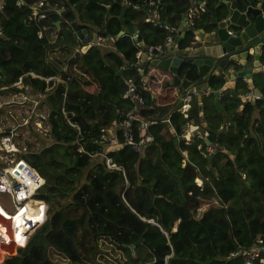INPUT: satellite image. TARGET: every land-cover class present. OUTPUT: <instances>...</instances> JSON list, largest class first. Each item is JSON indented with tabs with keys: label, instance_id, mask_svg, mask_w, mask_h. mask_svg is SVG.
<instances>
[{
	"label": "trees",
	"instance_id": "obj_1",
	"mask_svg": "<svg viewBox=\"0 0 264 264\" xmlns=\"http://www.w3.org/2000/svg\"><path fill=\"white\" fill-rule=\"evenodd\" d=\"M32 1L0 4V82H11L30 69L68 76L65 109L85 135L109 125L119 109L135 108L150 122L153 142L141 153L128 145L109 151L124 176L90 160L76 151L61 123V90L55 88L50 104L54 142L31 157L43 179L34 195L45 202V217L0 264H92L102 258L105 264H143L152 260V254L135 242L139 235L164 258V264H242L241 253L229 252L238 245L248 247L264 234V72L252 77L262 94L253 103L240 102L237 94L248 87L238 78L233 88L218 96L220 110L211 92L202 94L200 101L191 93L183 115L176 108V86L170 83L168 70L161 73L162 68L153 66L159 71L155 80H141L152 65L137 60L136 52L145 48L131 35L150 46L162 44L168 34L144 20L142 10L123 6L119 0H46L55 9L35 21L28 17ZM198 1L160 0L159 19L178 27L190 5L191 24L185 30L190 39L193 29L207 28L211 18L225 14L224 0H203V10ZM72 20L77 29H86V40L77 37ZM92 32L100 37L97 43L75 55ZM259 60L264 64V44ZM178 74L195 78L193 67L185 63ZM127 78L143 97L142 105L122 95ZM209 84L219 87L221 81L212 77ZM201 121L206 141L215 143L209 158L204 141L181 137L186 122L199 126ZM137 123L133 121V126ZM155 150L159 162L176 175L183 201L174 196L170 176L153 163ZM195 176L205 180L202 188L194 184ZM169 193L173 199L166 197ZM197 206L200 212L195 215ZM14 219L18 215L11 225Z\"/></svg>",
	"mask_w": 264,
	"mask_h": 264
},
{
	"label": "built area",
	"instance_id": "obj_2",
	"mask_svg": "<svg viewBox=\"0 0 264 264\" xmlns=\"http://www.w3.org/2000/svg\"><path fill=\"white\" fill-rule=\"evenodd\" d=\"M123 6H130L144 12V20L164 28L168 34L162 44L150 45L145 48L146 57L159 54L163 48L177 35V27L168 25L159 19L158 6L160 0H119ZM2 0H0L1 4ZM15 4L24 0H14ZM192 2V1H191ZM194 2V0H193ZM200 10L204 8V1H198ZM28 17L38 21L47 16L48 11L55 9L46 0H33L29 3ZM191 6L186 11L184 25L191 24ZM44 27V26H42ZM230 32L231 30L228 29ZM2 27L0 25V35ZM41 34V29L37 30ZM132 37H136L133 33ZM194 39L197 35L194 33ZM98 39L100 37H97ZM102 39V38H101ZM140 51L136 52L137 60ZM2 75L0 73V79ZM68 76L60 73L41 74L34 70L20 73L11 82H0V193L9 198L13 212L9 215L14 219L12 239L17 246L25 243L30 230L40 224L45 217L46 204L43 199L34 195L35 190L42 184V177L36 171L31 161V155L54 142L51 134L52 120L50 118V104L53 100L55 88H60L59 111L62 115V125L71 134V143L77 152L85 153L90 160L101 161L108 169H118L124 176L123 168L116 164L109 151L122 145H128L137 153L153 142V135L148 131L149 121L140 118L135 108H122L109 125L100 126L93 134L85 135L80 125L74 121L65 109ZM136 105L143 104V97L135 91L131 78L125 79V90L122 94ZM243 101L258 98L248 89L238 94ZM190 95H185L177 107L183 115L189 106ZM138 121L136 127L133 121ZM164 120L167 121V118ZM187 122L184 124L181 137L188 139L197 137L204 141L203 150L209 153L215 143L206 141L207 130L199 128L189 131ZM188 133V138L186 134ZM90 144L93 147H86ZM200 146V143L197 145ZM194 184L202 188L204 179L200 176L193 178ZM200 207L195 209V215ZM157 224V223H156ZM158 225V224H157ZM159 226V225H158ZM160 227V226H159ZM161 229V228H160ZM162 232H165L161 229ZM242 254V264H264V234L258 236L251 245L242 248L237 246L229 255Z\"/></svg>",
	"mask_w": 264,
	"mask_h": 264
},
{
	"label": "water",
	"instance_id": "obj_3",
	"mask_svg": "<svg viewBox=\"0 0 264 264\" xmlns=\"http://www.w3.org/2000/svg\"><path fill=\"white\" fill-rule=\"evenodd\" d=\"M224 5V16L211 18L207 28L192 30V35L195 33L197 39L191 37L187 40L185 37V30L189 27L184 25L186 16H183L177 27V35L159 54L153 57H146L145 51L139 54L141 61L146 60L152 66L166 69L172 74L170 83L176 86V108L186 94H195L197 101H200L202 94L207 90V93L211 92L217 98L223 90L233 88L238 78L247 83L254 95L262 96L259 89L253 85L252 75L257 71L264 72V65L259 60L264 44V0H224ZM61 10L58 8V11ZM70 24L77 37L86 40V29H77L74 20ZM121 32L120 30L118 33ZM97 40L96 34L92 32L86 43L74 50V54L78 56L90 45L97 43ZM134 40L137 45L146 48L142 40ZM184 63L193 67L194 79L179 76V67ZM119 71L120 69L117 73ZM139 73L142 74L141 69ZM212 77L221 81L219 87L209 84ZM141 78L145 81L147 76L142 75ZM253 101L254 98H251L250 102ZM215 106L220 109L216 102ZM200 125L205 126V122L201 121ZM196 128L197 125H189V131ZM212 154L213 152H209L207 157ZM135 242L143 243L152 254V260L143 264H164V258L159 257L155 250L142 240L141 235ZM127 245L129 248L133 246L132 243Z\"/></svg>",
	"mask_w": 264,
	"mask_h": 264
},
{
	"label": "crops",
	"instance_id": "obj_4",
	"mask_svg": "<svg viewBox=\"0 0 264 264\" xmlns=\"http://www.w3.org/2000/svg\"><path fill=\"white\" fill-rule=\"evenodd\" d=\"M191 37H193L192 36V34H191ZM191 37H190V39H191ZM133 38H136V37H133ZM188 40V39H187ZM98 41V40H97ZM147 47V46H146ZM141 51H145V49L144 50H141ZM140 51V52H141ZM264 65V64H263ZM155 67H153V66H151V68H150V73L148 74V75H146L147 76V78H146V80L144 81V80H142V78H141V80H142V82H146L147 80H155V77H157V75H156V73L158 74L159 73V71H157L156 69H154ZM166 70V69H165ZM163 71H164V69L162 70V71H160L161 73H163ZM255 73H253V75H254ZM164 75V74H163ZM253 75H252V77H253ZM236 83V82H235ZM246 85H247V83H246ZM248 87V86H247ZM248 89H250L249 87H248ZM247 89V90H248ZM204 93L206 94L207 93V90H205L204 91ZM240 93H242V92H240ZM239 94V93H238ZM238 94H237V96H238ZM220 95V94H219ZM218 95V96H219ZM239 97V96H238ZM217 99H218V97L216 98L214 95H213V101L214 102H216L217 101ZM240 99V98H239ZM240 102H243V100H241L240 99ZM188 103H189V101H188ZM241 105V104H240ZM220 110V109H219ZM185 112H186V110H185ZM199 128H203V129H205L204 128V126H201V125H199L198 126ZM207 137V136H206ZM189 139V138H188ZM203 142V141H202ZM49 146V145H48ZM47 146V147H48ZM211 152H213V150L211 151ZM182 153L183 154H185V151L184 150H182ZM154 155H156L155 154V152H153V154H151V156H154ZM31 157H33V155H31ZM31 160H32V158H31ZM183 162H184V158L181 160V164L180 165H182L183 164ZM160 168H161V171H163L164 173H166V174H168L169 176H170V178H172L173 180H177L176 179V175L174 174V173H172V172H170V171H168L166 168H164V166L162 165V164H157ZM176 171V170H175ZM174 176V177H173ZM205 181V180H204ZM205 183H203V185H204ZM203 185H202V187H203ZM1 194V193H0ZM1 195H5V194H1ZM6 196V195H5ZM174 196L176 197V199L179 201V202H181V201H183V194L180 192V189H179V187L174 191ZM7 197V196H6ZM7 201H8V203H10L9 202V198L7 197ZM4 202H3V200H2V202L0 201V261L2 260V258H4L6 255H9V254H11V253H13L14 251H15V248L17 247V245L15 244V242L13 241V239H12V233H13V224L11 225V223H10V221H9V219H8V216H9V214L11 213V212H8L6 209H5V204H3ZM174 222H177V220H175ZM174 228V227H173ZM32 230H30V232H31Z\"/></svg>",
	"mask_w": 264,
	"mask_h": 264
},
{
	"label": "rangeland",
	"instance_id": "obj_5",
	"mask_svg": "<svg viewBox=\"0 0 264 264\" xmlns=\"http://www.w3.org/2000/svg\"><path fill=\"white\" fill-rule=\"evenodd\" d=\"M80 48V47H79ZM79 48H76V49H79ZM75 49V50H76ZM88 89L91 90V87L90 86H87ZM155 154L154 156H152V161L153 163H155L156 165L159 164V158H158V150H155ZM161 164V163H160ZM161 167V166H160ZM165 168V167H164ZM174 177V176H173ZM172 179V178H171ZM173 180V179H172ZM173 183H174V186H175V190L178 188V181L177 180H173ZM167 198L169 199H173V195L172 193H169L166 195ZM177 197V196H176ZM3 200V204H5V209L8 211V212H13V207L11 206L10 203H8L7 201V197L5 195H1L0 194V201L2 202ZM102 262L100 260H97V261H94L92 264H105L104 263V258L101 259Z\"/></svg>",
	"mask_w": 264,
	"mask_h": 264
},
{
	"label": "bare ground",
	"instance_id": "obj_6",
	"mask_svg": "<svg viewBox=\"0 0 264 264\" xmlns=\"http://www.w3.org/2000/svg\"><path fill=\"white\" fill-rule=\"evenodd\" d=\"M13 217H14V216H13ZM13 217H11V215H9V216H8L9 221H10Z\"/></svg>",
	"mask_w": 264,
	"mask_h": 264
}]
</instances>
